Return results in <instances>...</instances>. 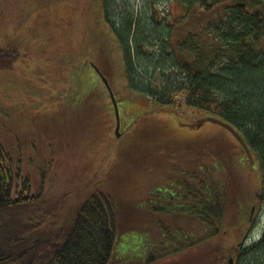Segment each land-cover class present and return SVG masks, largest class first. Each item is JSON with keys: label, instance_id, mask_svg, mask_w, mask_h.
Masks as SVG:
<instances>
[{"label": "trees", "instance_id": "obj_1", "mask_svg": "<svg viewBox=\"0 0 264 264\" xmlns=\"http://www.w3.org/2000/svg\"><path fill=\"white\" fill-rule=\"evenodd\" d=\"M114 3L101 0V19L123 50L129 92L149 96L152 106L134 115L129 131L128 124L135 148L130 154L124 149L121 162H139L136 153L147 155L143 148L150 139L137 133L155 132L149 118L161 111L186 128L189 138L183 145L195 153L181 161L176 157L184 150L174 149L180 152L171 155L159 147L161 155H154H168L170 163L155 166L161 172L156 179L150 178L154 169L147 165L143 170L148 180L141 188V177L134 184L128 176L110 187L107 175L114 166L106 176L95 172L88 177L84 165L79 172L84 179L67 187L58 182L60 172L57 176L46 157L37 153L34 140L20 139L27 131L14 133L0 116V264H110L118 237L143 227L137 219L141 215L147 221L144 229L171 243L149 253L147 264H228L229 257L234 264H264V224L253 228L247 222L254 205L264 211V0H172L165 12L154 3L152 23L134 8L118 12ZM22 56L18 48L0 47V67L12 71ZM96 65L111 80L108 66ZM94 93L81 96V107L65 103L56 118L35 125L40 132L33 139L48 132L45 146L52 154L70 126H81L85 119L88 128L87 118L96 113L101 116L102 141L113 143L117 136L112 98L110 93L109 100ZM91 97L93 104L88 103ZM207 116L241 133L253 153V165L233 134ZM207 125L219 128L231 141L207 136ZM214 143L218 146L211 147ZM33 154L39 155L38 165ZM257 171L261 185L256 198L249 199L248 182ZM88 187H93L91 194L72 225L42 234L58 222L60 194ZM135 204L136 210L143 207L142 214H134ZM233 228L240 233L234 242L226 238ZM257 228L261 234L254 237ZM183 255L187 259L179 258Z\"/></svg>", "mask_w": 264, "mask_h": 264}, {"label": "rangeland", "instance_id": "obj_2", "mask_svg": "<svg viewBox=\"0 0 264 264\" xmlns=\"http://www.w3.org/2000/svg\"><path fill=\"white\" fill-rule=\"evenodd\" d=\"M171 1L115 0L114 4L118 12L134 8L135 14L140 13L152 23L155 5L159 12H165L172 7ZM100 10H102L101 0H0V47L18 48L21 54L23 52L22 59L16 62L17 66L12 71L0 67V116L8 122L14 133L27 131L20 139L34 140L37 153L46 157L53 167L51 169L54 172L58 171L57 176L60 172L61 176L58 177L60 184L65 183L67 187H73V180L82 181L83 174H79L83 169L81 165L86 167L85 174L88 177L90 173L93 175L95 172L106 176L108 169L114 166L112 172L107 175L110 187L128 176L127 179L134 184L141 177V188L148 180L143 170L147 165H150L151 170L154 169L150 178L156 179L161 172L158 169L156 172L155 166L164 165V162L166 165L170 163V156L167 155L165 158L157 156L161 155L159 147L164 153L170 151L169 154L180 152L174 149L184 150L176 157V160L182 159L181 161L190 159L195 151L183 145L189 135L186 128L181 127L177 119L172 121L171 116L161 111L149 118L152 119L149 125H152L151 129H156L155 132L152 133L149 129V132L139 130L137 133L141 139L147 137L150 139L143 148L147 155L143 156L142 153L135 152L140 156L139 162L131 163L127 158L121 162L120 154L124 149L130 154L132 148H135L134 144H130L127 134L135 121L134 115L148 110L151 99L147 95L129 92L123 50L110 26L101 19ZM94 64L109 68L111 78L109 81L112 82L116 99L119 101L122 118L121 135L117 136L115 132L117 138H114L113 143L102 141L98 128V125L102 126L101 116L94 113L87 118L90 127H86L85 119L81 126H70L66 131L68 135L57 140L50 154L45 146L48 132L45 137L39 135L33 139V136L40 132H36L35 125L43 124L46 118H56V111L60 112L61 106L65 103L74 108L81 107L83 94L94 91L95 95L109 100V92L98 77ZM156 81L160 82L161 79L156 76ZM88 103L93 104L94 98L91 97ZM98 113L102 112L98 110ZM145 120L146 118H142V123ZM215 126L205 127L207 136L231 139ZM38 129L41 128L38 126ZM94 134L98 136L95 138ZM209 142L212 143L211 140ZM210 146L216 147L218 144L214 143ZM155 151L157 155H154ZM33 156V161L38 165L39 155L33 154ZM260 174L257 171L254 178L248 182V185H251L247 189L249 199L256 198L261 185ZM71 189L67 191L68 194H60L62 200L56 210L58 222L50 223L42 234L68 229L93 187L75 191ZM138 192L136 189L133 194ZM134 209L135 215L144 212L142 206L141 210H136V204ZM142 217L143 215L137 219L144 227L147 221ZM143 227H135L118 237L110 264H147L149 253L157 252L162 246L171 244L168 239L152 234ZM259 228L253 232L254 237L260 236ZM245 231L246 229H243L241 232L244 234ZM239 234L233 228L226 238L234 242L240 238ZM248 235L243 239L244 242L248 239ZM202 255L204 256V253ZM179 258L184 260L187 256L183 255Z\"/></svg>", "mask_w": 264, "mask_h": 264}, {"label": "water", "instance_id": "obj_3", "mask_svg": "<svg viewBox=\"0 0 264 264\" xmlns=\"http://www.w3.org/2000/svg\"><path fill=\"white\" fill-rule=\"evenodd\" d=\"M94 67H95L96 71L99 73V75L101 76V78H102L104 84L106 85V87L110 93V96L112 98L114 110H115V115H116V129H115V131H116L117 136H120L121 135V131H120V129H121V116H120V109H119V105H118V100L116 99L115 93L113 91L112 85H111L108 77H106L103 74V72L99 69V67L97 65L94 64ZM207 119L211 122H214L218 125H221L222 127L226 128L228 131H230L233 134V136L241 143V145L246 150L247 155H248L249 159L251 160V165L254 164L255 160H254L253 153H252L250 147L248 146L246 140L241 135V133L238 130H236L233 125H231L230 123H228L222 119H219V118L213 117V116H207ZM252 214H253V209H252ZM228 264H234V258L233 257H229Z\"/></svg>", "mask_w": 264, "mask_h": 264}, {"label": "flooded vegetation", "instance_id": "obj_4", "mask_svg": "<svg viewBox=\"0 0 264 264\" xmlns=\"http://www.w3.org/2000/svg\"><path fill=\"white\" fill-rule=\"evenodd\" d=\"M122 123V122H121ZM252 209H253V214H252ZM247 222L250 223V226L253 228L257 227V225H261L262 223L264 224V211L260 210L258 212V207L254 205L251 210L249 217L247 219Z\"/></svg>", "mask_w": 264, "mask_h": 264}, {"label": "bare ground", "instance_id": "obj_5", "mask_svg": "<svg viewBox=\"0 0 264 264\" xmlns=\"http://www.w3.org/2000/svg\"><path fill=\"white\" fill-rule=\"evenodd\" d=\"M114 91V90H113ZM115 93V92H114ZM116 96V95H115ZM121 127H122V123H121ZM120 131H121V129H120ZM116 132V131H115Z\"/></svg>", "mask_w": 264, "mask_h": 264}]
</instances>
